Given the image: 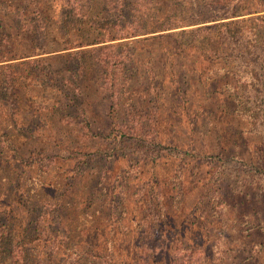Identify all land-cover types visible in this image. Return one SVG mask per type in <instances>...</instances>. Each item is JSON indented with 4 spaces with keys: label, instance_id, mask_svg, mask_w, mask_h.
<instances>
[{
    "label": "rangeland",
    "instance_id": "1",
    "mask_svg": "<svg viewBox=\"0 0 264 264\" xmlns=\"http://www.w3.org/2000/svg\"><path fill=\"white\" fill-rule=\"evenodd\" d=\"M0 55L5 264H264V0H0Z\"/></svg>",
    "mask_w": 264,
    "mask_h": 264
},
{
    "label": "trees",
    "instance_id": "2",
    "mask_svg": "<svg viewBox=\"0 0 264 264\" xmlns=\"http://www.w3.org/2000/svg\"><path fill=\"white\" fill-rule=\"evenodd\" d=\"M221 16L222 14H218V16ZM5 57H7V56H4V55H0V62H2V61H6V60H10V59H12V58H7V59H3V58H5ZM9 57H11V56H9ZM8 66V65H7ZM1 68H3L1 65H0V69ZM7 233H9V231L7 232ZM0 245L2 246L4 243V241H1V240H4V239H8V238H6V235L4 236V234H3V230L2 231H0ZM5 246V245H4ZM1 260V259H0ZM10 262V261H9ZM5 264L6 263V259H2L1 261H0V264ZM10 263H12V262H10Z\"/></svg>",
    "mask_w": 264,
    "mask_h": 264
}]
</instances>
